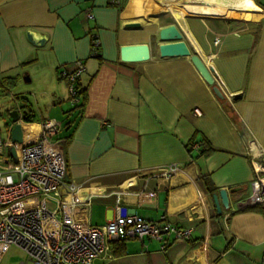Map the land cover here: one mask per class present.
I'll use <instances>...</instances> for the list:
<instances>
[{
	"label": "crops",
	"instance_id": "crops-1",
	"mask_svg": "<svg viewBox=\"0 0 264 264\" xmlns=\"http://www.w3.org/2000/svg\"><path fill=\"white\" fill-rule=\"evenodd\" d=\"M259 1L0 0V93L18 97L24 141L37 138L45 119L59 123L52 139L61 142L66 180L79 187L82 222L105 224L122 203L142 219L164 215L193 228L188 240L113 242L103 264H264V211L240 206L253 163L264 168ZM171 24L212 70L223 99L189 56L160 55L159 30ZM141 43L148 60L120 59L121 46ZM79 60L86 98L66 113L74 104L60 74ZM12 125L9 118L3 142ZM221 188L233 192L217 212L211 195Z\"/></svg>",
	"mask_w": 264,
	"mask_h": 264
},
{
	"label": "built area",
	"instance_id": "built-area-1",
	"mask_svg": "<svg viewBox=\"0 0 264 264\" xmlns=\"http://www.w3.org/2000/svg\"><path fill=\"white\" fill-rule=\"evenodd\" d=\"M87 19L92 18L88 9ZM218 43V39L214 41ZM99 47L98 37L91 35V53ZM82 61L72 70H62L73 103L77 102L76 82L84 71ZM14 109L20 107L10 92ZM195 112L199 114L198 110ZM59 123L45 119L36 139L14 144L16 163L0 170V261L12 245L19 247L26 260L19 264H103L113 242L124 239L150 238L166 242L168 237L188 240L192 227H180L162 215L158 222L140 218L125 204H118L114 216L102 225H88L77 216L81 203L78 185L66 180V161L60 140L52 137ZM13 143L0 140V155ZM8 154V153H7ZM0 163H4L1 159ZM255 177L249 195L240 202L241 208L264 209V168L253 163ZM164 247V245L162 246Z\"/></svg>",
	"mask_w": 264,
	"mask_h": 264
},
{
	"label": "water",
	"instance_id": "water-1",
	"mask_svg": "<svg viewBox=\"0 0 264 264\" xmlns=\"http://www.w3.org/2000/svg\"><path fill=\"white\" fill-rule=\"evenodd\" d=\"M189 3V2H186ZM137 25V24H133ZM159 39L162 41L159 45L160 55L163 57L167 56H189L191 62L196 67L200 75L204 80L212 85V90L219 99H223L224 95L219 87L214 84L212 76V70L208 68L202 59L196 54L192 53L186 42L182 39V33L175 24L165 26L159 30ZM27 38L34 42L32 34L27 33ZM41 43L43 39L40 40ZM150 58V48L146 43L141 44H127L120 47V59L124 62H138L146 61ZM240 97L239 94L235 95L234 98ZM10 120L13 122L10 128V139L13 143L7 149L8 156L12 158L13 162L16 163V147L14 144H22L23 132L20 122V116L16 109H12L8 112ZM233 192L232 190L219 189L218 192L212 193V199L216 207L217 212H221V207H229V196L228 193Z\"/></svg>",
	"mask_w": 264,
	"mask_h": 264
},
{
	"label": "rangeland",
	"instance_id": "rangeland-1",
	"mask_svg": "<svg viewBox=\"0 0 264 264\" xmlns=\"http://www.w3.org/2000/svg\"><path fill=\"white\" fill-rule=\"evenodd\" d=\"M35 95V94H33ZM35 99V97H33ZM70 102L74 104L70 98ZM34 102V100H33ZM12 106L11 100L8 96L7 93H0V139L3 142L6 140L8 136L7 132V124L9 122V116L7 111L5 110L6 108H10ZM28 134H26L25 138L26 141L25 143L31 141L30 139H27ZM33 140V139H32ZM1 159L4 160V163H0V170H6L10 168L13 164L10 162V158L6 152L5 155H0V161ZM26 260V256L24 252L17 246L12 245L8 248V250L5 252L3 255L0 264H19L22 261Z\"/></svg>",
	"mask_w": 264,
	"mask_h": 264
},
{
	"label": "trees",
	"instance_id": "trees-1",
	"mask_svg": "<svg viewBox=\"0 0 264 264\" xmlns=\"http://www.w3.org/2000/svg\"><path fill=\"white\" fill-rule=\"evenodd\" d=\"M255 1H256V3L260 4V1H259V0H255ZM95 53H96V51H95ZM85 93H86V89L83 87V85L80 84V82H79V78H78V80H77V82H76V97L78 98V100H77V102L74 103V107H73V109L67 111L66 113H71L72 111H74V110H78V109H81V108L83 107L84 102H85V98H86V94H85ZM14 95H15V94H14ZM15 97H16L17 100H18V97H17L16 95H15ZM18 101H19V100H18ZM19 107H22V105H21V106L19 105ZM13 108H14V106H11L10 108L7 109V111L9 112V111L12 110ZM23 108H24V111L26 112V115L24 114V119H27V120H28V119H29L28 116L30 115V114H29L30 109H29L27 103H24V102H23ZM67 124H68V123H67ZM67 124H66V125H67ZM67 137H69V136H67ZM67 137H65V138H67ZM203 182H204V184L206 185V188H207L208 190H212V189H213V187H211V186L209 185L207 179H204ZM252 208H259V207H252ZM246 209H250V208H246ZM259 209H261V208H259ZM262 211H264V209H262ZM120 241H122V240H120Z\"/></svg>",
	"mask_w": 264,
	"mask_h": 264
},
{
	"label": "bare ground",
	"instance_id": "bare-ground-1",
	"mask_svg": "<svg viewBox=\"0 0 264 264\" xmlns=\"http://www.w3.org/2000/svg\"><path fill=\"white\" fill-rule=\"evenodd\" d=\"M23 128H24V126H23ZM36 134V133H35ZM34 138H35V136H34ZM34 140V139H33ZM23 144H25V141L23 140V142H22Z\"/></svg>",
	"mask_w": 264,
	"mask_h": 264
}]
</instances>
